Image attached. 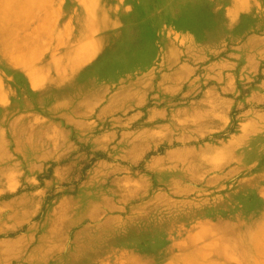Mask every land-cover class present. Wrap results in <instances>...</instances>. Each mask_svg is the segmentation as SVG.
Instances as JSON below:
<instances>
[{
	"label": "crops",
	"instance_id": "crops-1",
	"mask_svg": "<svg viewBox=\"0 0 264 264\" xmlns=\"http://www.w3.org/2000/svg\"><path fill=\"white\" fill-rule=\"evenodd\" d=\"M229 8L214 30L225 38L209 48L195 32L157 58L148 47L144 63L133 54L131 69L113 74L99 60L42 65L36 107L26 97V109L4 110L0 123V264L109 258L105 246L118 242L154 248L195 218L187 196L204 183L228 187L246 164L264 162V0ZM80 19L82 32L98 25ZM90 151L100 157L70 191V164ZM237 181L243 189L250 178Z\"/></svg>",
	"mask_w": 264,
	"mask_h": 264
},
{
	"label": "rangeland",
	"instance_id": "rangeland-1",
	"mask_svg": "<svg viewBox=\"0 0 264 264\" xmlns=\"http://www.w3.org/2000/svg\"><path fill=\"white\" fill-rule=\"evenodd\" d=\"M251 1L0 0V123L4 110L13 115L26 109V97L30 98L29 107H36L35 91L47 61L65 64L70 57L75 69H82L86 62L99 60L113 74L131 69L133 54L144 63L148 47L155 48L157 58L165 43L186 44L194 40L195 32L209 48L213 40L220 42L223 36L214 30L225 26L229 7L234 2ZM83 16L87 24L98 25L82 32L76 22L83 21ZM83 36L90 41L79 42ZM207 54L204 60L210 59V52ZM97 134L95 131L92 136ZM89 155L90 160L70 164V191L85 179L100 157L96 151ZM241 173L230 180L228 187L212 190L204 183L187 196L188 207L195 208L196 216L172 228L171 241L156 243L154 248L118 242L105 246L114 250L109 253L112 257L76 258L70 259V264H264V179H258L264 177V162H250ZM51 174L49 168L37 184ZM243 176L250 178V183L246 188H236ZM66 187V183L60 184L46 201L62 194ZM239 191H245L244 195L235 193ZM244 198L248 203L239 201ZM5 230L0 225V242L8 235ZM93 249L99 250L98 245Z\"/></svg>",
	"mask_w": 264,
	"mask_h": 264
}]
</instances>
